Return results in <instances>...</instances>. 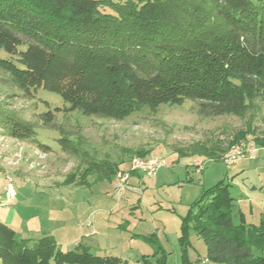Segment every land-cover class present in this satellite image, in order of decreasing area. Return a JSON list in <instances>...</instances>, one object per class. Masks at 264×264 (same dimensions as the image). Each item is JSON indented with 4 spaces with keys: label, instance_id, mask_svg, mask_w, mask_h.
Wrapping results in <instances>:
<instances>
[{
    "label": "trees",
    "instance_id": "trees-1",
    "mask_svg": "<svg viewBox=\"0 0 264 264\" xmlns=\"http://www.w3.org/2000/svg\"><path fill=\"white\" fill-rule=\"evenodd\" d=\"M0 69L23 92L56 91L63 111L89 117L123 120L190 100L203 114L243 118L264 103V0H0ZM41 114L48 124L51 111ZM0 122L10 137L35 138L26 120ZM249 133L236 132L228 147ZM253 142L264 146V136ZM226 149L197 142L176 152L223 159ZM87 162L64 183L84 186L87 176L119 171L108 158ZM235 209L223 179L189 207L182 228L204 241L200 264H264L263 224L246 223ZM29 242L0 221L1 264H112L82 245L63 251L49 234Z\"/></svg>",
    "mask_w": 264,
    "mask_h": 264
},
{
    "label": "rangeland",
    "instance_id": "rangeland-1",
    "mask_svg": "<svg viewBox=\"0 0 264 264\" xmlns=\"http://www.w3.org/2000/svg\"><path fill=\"white\" fill-rule=\"evenodd\" d=\"M105 10L114 12L108 4ZM255 104L243 118L203 114L198 102L190 100L123 120L89 117L63 111L66 103L56 91L37 87L23 92L0 69V120L19 118L35 127L34 139L19 140L8 136L0 122V209L16 211L30 227L41 226L63 251L81 244L112 264H197L207 248L194 230L182 228V218L218 180L229 184L234 197L243 195L236 184L242 179L232 177L234 165L222 158L179 156L176 151L197 142L227 148L224 153L238 143L254 144V136H264V103ZM47 110L53 116L44 124L41 113ZM247 127L253 133L228 147L232 136ZM60 138H65L62 144ZM138 151L148 154L139 156ZM133 157L158 158L162 165L150 177L132 172L122 188L116 174L100 180L87 176L84 186L64 183L70 173L79 177L91 159L108 158L122 171L129 169ZM196 161L201 172L191 167ZM23 170L31 181L18 178ZM7 175L16 191L11 203L5 202L2 190ZM242 199L245 222L264 227V208L255 205L250 212L249 200ZM234 221H239L236 214ZM11 228L17 238L40 235L34 228L28 232L24 221ZM85 232H90L88 237H82Z\"/></svg>",
    "mask_w": 264,
    "mask_h": 264
},
{
    "label": "crops",
    "instance_id": "crops-1",
    "mask_svg": "<svg viewBox=\"0 0 264 264\" xmlns=\"http://www.w3.org/2000/svg\"><path fill=\"white\" fill-rule=\"evenodd\" d=\"M196 162H198V161H196ZM232 165H234L233 166L234 173H233L232 177H235V179H237V178L242 179L241 182L236 183L237 187H238L237 190L239 191V193L243 194V195L239 194V196L235 197L236 206H239L237 211L241 212L243 215L245 213V210L242 207V205L244 203V200L242 199V197H244V196L247 197V200H249V202H250L249 206H248L250 212L254 209L255 205H256L257 209H259V207L264 208V146L257 147L254 155L242 157V158L238 159L237 161H235ZM19 174L20 175L18 178L24 177L22 179L30 180V177L28 176V174L24 173V170H23V172H21ZM23 175H25V176H23ZM254 176H255V178H254ZM4 178H5V176H4ZM32 182H34L36 185L38 184V183H36L35 180ZM236 184H233L234 185L233 187L235 190H236V188H235ZM2 190H3V185H2ZM0 206H2V205L0 204ZM0 221L3 222L4 224L8 225L9 227H16V226L19 227V225H21L22 222L24 221L25 222V229L28 232H31L32 231L31 229L34 228V227H30L28 225L27 219H24V218L22 219V217L18 216V213L14 210L8 211V210L0 209ZM251 224H254V223H251ZM33 230L37 234L40 233L41 236L44 234H49L54 238V236L51 233L45 232L43 230V228H41V226L35 227ZM89 234H90V232H85L82 235V237L83 236L88 237ZM40 235L37 237L32 236L31 238H26V239H30L29 244L31 245L34 240L41 237ZM54 240H55V238H54ZM55 242H56V240H55ZM79 245H81V244H79Z\"/></svg>",
    "mask_w": 264,
    "mask_h": 264
},
{
    "label": "built area",
    "instance_id": "built-area-1",
    "mask_svg": "<svg viewBox=\"0 0 264 264\" xmlns=\"http://www.w3.org/2000/svg\"><path fill=\"white\" fill-rule=\"evenodd\" d=\"M257 147L253 143L243 142L233 145L223 156V161L227 165L233 164L238 159L254 155ZM162 165L161 160L154 157L142 158V157H133L129 161V169L128 170H119L116 173V177L118 179V187L122 188L126 180L129 178L132 172L142 173L145 176H153L159 167ZM196 172L201 171V163L196 162L193 164ZM4 196L5 202L11 203L16 196V191L14 187L13 179L10 176H5L4 178Z\"/></svg>",
    "mask_w": 264,
    "mask_h": 264
}]
</instances>
